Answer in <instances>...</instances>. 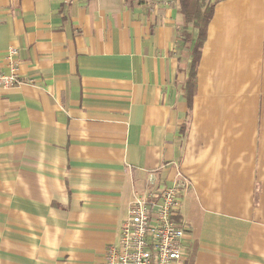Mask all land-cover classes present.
Listing matches in <instances>:
<instances>
[{"label": "crops", "instance_id": "1", "mask_svg": "<svg viewBox=\"0 0 264 264\" xmlns=\"http://www.w3.org/2000/svg\"><path fill=\"white\" fill-rule=\"evenodd\" d=\"M196 36L179 0H0V264H104L177 181L182 264H264V0L215 5L188 103Z\"/></svg>", "mask_w": 264, "mask_h": 264}, {"label": "built area", "instance_id": "2", "mask_svg": "<svg viewBox=\"0 0 264 264\" xmlns=\"http://www.w3.org/2000/svg\"><path fill=\"white\" fill-rule=\"evenodd\" d=\"M17 83L14 63L9 64L8 73L0 69V90ZM152 184L133 195L117 242L106 248L104 264H182L185 257L182 239L187 226L177 218L186 183Z\"/></svg>", "mask_w": 264, "mask_h": 264}, {"label": "trees", "instance_id": "3", "mask_svg": "<svg viewBox=\"0 0 264 264\" xmlns=\"http://www.w3.org/2000/svg\"><path fill=\"white\" fill-rule=\"evenodd\" d=\"M221 1L223 0H179L184 27L187 28L191 24L197 29V36L195 40L191 41V64L184 84V94L188 103H190L192 96L195 94L196 67L202 46L207 37L208 24L212 18L215 5Z\"/></svg>", "mask_w": 264, "mask_h": 264}]
</instances>
